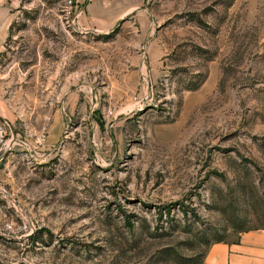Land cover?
<instances>
[{
  "label": "rangeland",
  "instance_id": "rangeland-1",
  "mask_svg": "<svg viewBox=\"0 0 264 264\" xmlns=\"http://www.w3.org/2000/svg\"><path fill=\"white\" fill-rule=\"evenodd\" d=\"M0 0V264H204L264 229V0Z\"/></svg>",
  "mask_w": 264,
  "mask_h": 264
},
{
  "label": "crops",
  "instance_id": "crops-1",
  "mask_svg": "<svg viewBox=\"0 0 264 264\" xmlns=\"http://www.w3.org/2000/svg\"><path fill=\"white\" fill-rule=\"evenodd\" d=\"M204 264H264V229L239 233L236 240L211 243Z\"/></svg>",
  "mask_w": 264,
  "mask_h": 264
},
{
  "label": "built area",
  "instance_id": "built-area-1",
  "mask_svg": "<svg viewBox=\"0 0 264 264\" xmlns=\"http://www.w3.org/2000/svg\"><path fill=\"white\" fill-rule=\"evenodd\" d=\"M75 0H68V2H69V4H70V6H73V4H75V2H74Z\"/></svg>",
  "mask_w": 264,
  "mask_h": 264
},
{
  "label": "trees",
  "instance_id": "trees-1",
  "mask_svg": "<svg viewBox=\"0 0 264 264\" xmlns=\"http://www.w3.org/2000/svg\"><path fill=\"white\" fill-rule=\"evenodd\" d=\"M247 231V230H246ZM217 242V241H216Z\"/></svg>",
  "mask_w": 264,
  "mask_h": 264
}]
</instances>
